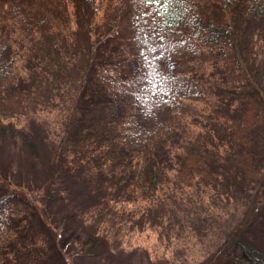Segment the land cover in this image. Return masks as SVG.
Instances as JSON below:
<instances>
[{
	"label": "trees",
	"instance_id": "trees-1",
	"mask_svg": "<svg viewBox=\"0 0 264 264\" xmlns=\"http://www.w3.org/2000/svg\"><path fill=\"white\" fill-rule=\"evenodd\" d=\"M199 1L0 0V149L14 152L10 173L20 161L32 167L29 170L41 164L46 172L44 184L31 186L33 193H26L25 186L7 182L9 173L0 169V186L37 213L34 225L23 212L0 213V264H37L47 254L46 241L63 264H73L74 256L109 260L107 236L80 227L72 197H57L56 213L46 207L43 200L61 193L59 183L81 179L77 198H100L109 205L113 201L131 226L148 227L161 236L164 221L155 216L170 206L188 212L190 204L186 193L164 190H171L173 184L180 190L203 183L211 188L219 178L213 169L216 162L223 164L220 176L225 180L247 178L258 189L245 219L220 239L219 249L204 264H264V246L245 235L264 211V35L257 51L252 42L242 44L241 15L235 17L231 11L239 0H221L227 11L224 23L203 18ZM240 1L250 16L264 10V0ZM101 27L106 30L99 35ZM47 32L72 43L77 32L86 34L80 48L86 52L87 64L74 104L80 95L86 100L90 121L80 127L85 115L74 105L57 140H48L37 128L38 99L48 85L46 72L53 68L47 59L50 53L44 56L36 50L40 34ZM191 51L207 55L199 67L205 73L214 67L212 56L220 53L226 75L205 83L199 69L184 72V54ZM62 52L70 64L74 56ZM219 89L231 97L229 108L235 109L239 102L246 105L244 117L235 119L217 111ZM183 132H190L184 144L173 145ZM241 152L247 161L237 169L232 158ZM240 201L248 205L246 196ZM196 216L209 225L206 218ZM69 244L73 249L68 250ZM137 248L145 263L147 251Z\"/></svg>",
	"mask_w": 264,
	"mask_h": 264
},
{
	"label": "rangeland",
	"instance_id": "rangeland-1",
	"mask_svg": "<svg viewBox=\"0 0 264 264\" xmlns=\"http://www.w3.org/2000/svg\"><path fill=\"white\" fill-rule=\"evenodd\" d=\"M198 4H200L203 18L207 15L219 23L226 21L227 11L221 0H200ZM231 11L234 16L237 14L241 15L238 22V30L242 44L248 46V42H252L254 51H257L260 46H257V44L262 42L264 35V10L259 14L250 16L244 2L239 0L233 3ZM57 13L58 16L63 18L62 21L64 23L67 22V19L64 18L65 14L62 11L60 12L58 9ZM100 29L98 31L99 35L106 30V27H101ZM76 34L75 43H72L70 39L65 41L64 36L56 32L40 34L37 40V52L41 54L44 52V56L50 53V57L47 59L53 65L51 71L49 73L46 72L48 74V79L46 80L48 85L43 95H40L38 99V113L36 112L39 118L37 128L40 127L41 134L47 135L48 140H57L75 105V97L79 95L80 87L82 88L81 76L87 63L86 52L80 46L86 43V34H79L78 32ZM150 39L156 40L152 35ZM166 39L169 42L174 41V39ZM65 42L67 43L65 44ZM169 47H173V43ZM62 50L65 51L66 57H69V55L74 56V60L70 64L63 59L65 54ZM172 52L174 54V51ZM184 56H186V59L181 69L189 73L196 72L199 69L202 73L201 75L204 74L202 82H213V79L216 77L220 78L222 75H226V70L221 63L222 55L220 53L212 56V60L214 61L212 66L214 67L207 73L204 72L205 70H202V67L199 68L207 60L206 54H202L201 52L194 55L193 51H191L189 53L186 52ZM258 65L259 63L255 66L253 65V67L257 69ZM90 89L94 90L96 88L95 86H90ZM217 92L222 96L219 98L217 104V111L219 113L230 114L235 119L245 116V104H240L239 102V105L235 109H231L229 108L231 97L228 96L227 98L228 93L222 89L217 90ZM241 95L245 96L246 93H241ZM81 98L80 95L79 105H75V108L78 107L79 112L85 115L79 121L80 127H85V123L90 121L88 114H90L91 110L86 105V100H81ZM99 112L98 116H101L102 113L101 111ZM214 127L224 135L220 124H215ZM262 132H264V127H262ZM189 133L183 132L174 143L172 142L173 145L178 143L184 144L183 140H187ZM13 153L11 148L0 149V169L4 173H9L7 182L17 185L21 184V186H25L26 193H33L31 186L33 188L35 187L34 185H43L46 180V172L42 169L41 164L37 165L36 170H29L32 167L22 165L20 161L11 166L12 172L10 173L8 169L10 168V163L14 162ZM237 156L232 158V164H236L237 169H239L247 161V158L243 152ZM164 162L168 165L172 164V161L169 160H164ZM213 165V169L219 175V178L217 177V184L210 185L211 188L205 187L206 183H203L195 189L180 190L178 185L175 186L173 184L170 188L171 190H164L166 193H186V198H188L190 204L187 205L188 212H185L186 209L180 211V209L170 206L163 211V215L158 214L155 216L160 222L164 221V227L160 228V232L162 231L161 236H157L154 233L156 230H150L148 227L142 228L138 224L131 226L127 220V216H123L126 213L117 210L113 201H109L112 203L109 205L105 202L106 200H101L100 198L99 201L97 199L87 201V198H77L76 193H80V189L82 188L81 179H77V181L67 180L63 184L59 183L62 186L61 193H53V197L50 196L48 201L43 200V202L49 211L56 213L60 209L57 197L65 194L68 197H72L76 202L79 218L82 220V222L80 220V227H83V229L92 234L107 236L109 247L106 250V257L109 256V260L74 256L72 260L73 264H204V261L209 259L219 249L220 239L245 219L249 204L254 201V193L258 189L257 183H250V180L247 178L242 179L244 182H241V180L239 182L225 180L220 176L223 164L216 162ZM247 184L248 187H245ZM8 193L3 186H0V213L10 209L23 212L27 216H30L28 222L33 224L35 220L32 219L37 218L35 209L21 197L12 194L8 195ZM245 196L247 197L248 205L240 201L241 197ZM196 215L202 219L206 218L204 222L209 225L205 226L203 221H198ZM44 232L47 233L46 230H43L42 233ZM245 235L258 246H264V211L259 213L257 220L245 232ZM72 245H67L69 247L68 250L73 249ZM48 246L52 247L51 243L46 241L45 250L47 254L37 264H63L61 255L56 250L49 249ZM137 247L147 251L148 259L146 258L145 263L140 260L138 250L136 253Z\"/></svg>",
	"mask_w": 264,
	"mask_h": 264
},
{
	"label": "snow or ice",
	"instance_id": "snow-or-ice-1",
	"mask_svg": "<svg viewBox=\"0 0 264 264\" xmlns=\"http://www.w3.org/2000/svg\"><path fill=\"white\" fill-rule=\"evenodd\" d=\"M149 2L160 3V2H161V0H149Z\"/></svg>",
	"mask_w": 264,
	"mask_h": 264
}]
</instances>
